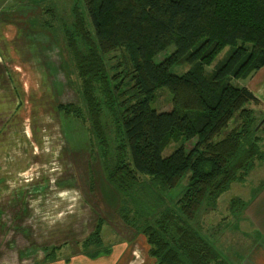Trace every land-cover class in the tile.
I'll list each match as a JSON object with an SVG mask.
<instances>
[{
  "label": "trees",
  "instance_id": "obj_1",
  "mask_svg": "<svg viewBox=\"0 0 264 264\" xmlns=\"http://www.w3.org/2000/svg\"><path fill=\"white\" fill-rule=\"evenodd\" d=\"M70 13L67 22L53 12L54 28L41 29L51 30L81 105H51L82 120L85 107L94 128L116 121L121 152L106 153L102 164L122 223L145 238L153 264H229L195 226L261 161L256 119L245 111L259 102L233 81L264 67V0H75ZM171 46L175 52L155 63ZM229 47L227 59L208 72ZM184 64V75L172 73ZM160 89L171 93L172 112L151 108ZM244 111L246 118L223 135ZM182 138L197 143L164 158L163 150ZM184 180L172 205L167 194ZM103 226L99 219L84 245L95 257L103 254Z\"/></svg>",
  "mask_w": 264,
  "mask_h": 264
},
{
  "label": "rangeland",
  "instance_id": "obj_2",
  "mask_svg": "<svg viewBox=\"0 0 264 264\" xmlns=\"http://www.w3.org/2000/svg\"><path fill=\"white\" fill-rule=\"evenodd\" d=\"M74 3L75 0H0L1 55L6 60L23 63L26 61L22 58L23 49L30 52L33 57L37 55L38 51L40 54L53 51V47L56 48V42H52V37L48 36L52 32L46 30L45 27L50 25L54 28L53 12L61 14L67 22H71L73 19L70 11ZM42 10L44 11L41 22L46 25L43 27L45 32L40 36L39 33H35V30L41 31L38 23L39 15L36 14ZM49 10H52V14L47 12ZM5 34L10 39H5ZM60 42L63 43L62 40ZM230 50V47L226 48L216 58L212 66L207 67L206 70L211 72L224 62ZM174 52L175 47L171 46L155 58V63H162ZM115 55L120 56L121 54L118 52ZM54 60L56 67H58L57 82L61 85H58L60 91L58 92L59 95L58 93L56 95V103L52 102V105L69 103L81 105L78 94L69 85L70 78L66 76L68 73L60 68L62 55H60L59 50H56ZM189 69L190 65L184 64L173 67L171 71L173 74L181 76ZM245 81H233V85L241 87ZM17 98L15 96V99ZM172 99L173 97L167 89H160L151 104V108L157 112H172L174 109ZM43 104H49L50 113L55 114L45 119L42 118L43 122L45 121L44 124H51L53 128L50 131L43 124V140L47 143L50 142L52 144H49L50 147L53 146L49 159L51 162H47L46 169L43 170H46L48 175L50 174L52 180L57 179L56 186L75 187V190L65 191L64 194L59 192L54 200L55 203H52L51 200V206L54 205L53 207L59 210L61 207L68 209L66 213L63 212L61 215L55 214L51 210L49 223L52 228L42 229L40 232L42 235L41 249L50 243L47 246L51 252L50 255L48 253L50 256L48 262H56V260L58 261V259L68 255L73 256L74 252L77 254L78 247L80 248V245L77 244V236H79V241L90 236L96 231L99 219H101L104 226L101 234L103 247L100 252L103 254L95 257L93 250L89 253L84 250L81 256L77 255L69 259L68 262L60 261L58 264H153L154 260L148 256L145 238L122 223L120 217L122 212L118 210V194L105 180L102 156L104 158L107 153V155L115 158L121 152L123 144L121 131L117 127L116 121L114 123L113 119L108 118L103 127L94 128L85 107H82L84 114V120H82L60 115L48 101H44ZM245 111L249 115L252 113L256 119L254 127L258 126V128L255 131V138L260 141L261 161L256 164L254 172L249 177L235 185L232 184L231 188L219 199L218 207L214 211L200 216L199 221H197V226L198 222L200 226L195 227L229 264H246L248 260H253L256 257L262 259L260 263L256 264H264L262 253L264 250V232H261V229L255 225L251 218L249 220L245 216L246 208L242 206L241 202L242 199L246 201L245 192L247 190H254L258 183L264 181V119L260 114L258 105H249ZM245 111L243 115L241 114L240 117L232 121L223 135L229 133L235 124L239 125L241 118H246L247 113ZM53 116L56 117L52 118ZM25 119L30 118L25 117ZM26 120L25 123L29 124V121ZM3 126H5V121H0V128ZM107 142L108 147L104 146ZM196 143L197 139L182 138L179 141H172L163 150L162 156L164 158L169 157L181 147L188 151ZM41 170L37 169L36 172H42ZM26 173L23 180L29 182L35 171ZM186 184L187 181L184 180L178 188L168 192L167 199L172 205L182 197ZM72 216H74L73 220L70 219ZM74 218L81 221L77 222V219ZM134 251L136 256H133ZM41 257L43 258L42 253Z\"/></svg>",
  "mask_w": 264,
  "mask_h": 264
},
{
  "label": "crops",
  "instance_id": "obj_3",
  "mask_svg": "<svg viewBox=\"0 0 264 264\" xmlns=\"http://www.w3.org/2000/svg\"><path fill=\"white\" fill-rule=\"evenodd\" d=\"M36 15H39L38 23L41 27L42 12L39 11ZM44 32L42 29L35 30L40 36ZM6 35L4 38L10 39ZM48 36L52 37L53 43L56 42L53 35L48 34ZM12 44L15 45L14 42ZM22 44L24 45L23 42ZM55 46L53 51L41 54L38 51L34 57L23 49L22 58L26 60L23 63L6 60L0 53V117L2 118L0 121H5V126L0 128V264L68 262L69 259L83 254L84 245L90 237L86 236L79 241L77 236V244L80 245L78 253L74 252L73 256H65L56 262H48L51 252L47 246L50 243L42 249L40 247L42 236L40 232L42 229L52 228L49 223L51 210L61 215L68 209L61 207L59 210L53 207L54 205L51 206V200L55 203L54 200L59 192L64 194L65 191L75 190V187L56 186L57 179L52 180L50 174L43 170L46 169V163L51 162L49 159L53 148L50 147L52 145L50 142L43 140V126L45 125L50 131L53 130L51 124H44L43 119L55 115L50 113V105H44L43 102L55 104L56 95L60 91L58 85H61L57 82L58 67L54 62L56 50L60 52V49L57 43ZM241 87H247L256 97L260 114L264 119V67L243 82ZM15 96L18 98L15 99ZM25 117L30 119L26 120ZM25 120L29 121V124H26ZM53 150L55 151V148ZM37 169H42V172H36ZM31 171H35L33 178L29 182L24 181L26 172ZM35 183L40 184L34 186ZM245 197L246 201L243 199L241 201L242 206L246 208L245 216L249 220L251 218L261 232H264V181L258 183L254 190H247ZM74 219H77V222L81 221L78 218ZM262 253L264 256V250ZM134 255L136 256L135 251ZM261 261V258L256 257L248 260L246 264H256Z\"/></svg>",
  "mask_w": 264,
  "mask_h": 264
}]
</instances>
